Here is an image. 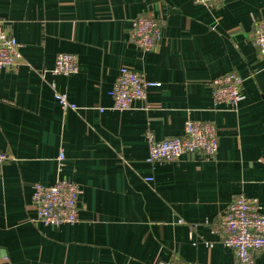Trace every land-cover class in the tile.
<instances>
[{"label":"crops","instance_id":"1","mask_svg":"<svg viewBox=\"0 0 264 264\" xmlns=\"http://www.w3.org/2000/svg\"><path fill=\"white\" fill-rule=\"evenodd\" d=\"M146 15L162 25L148 52L129 36ZM259 21L264 0H0L21 53L0 69V151L15 159L0 169V264H236L212 229L237 196L264 207ZM61 53L77 57L76 74L52 73ZM122 68L161 84L148 90V108L112 110ZM229 73L243 80L234 111L212 99V81ZM57 94L78 110L63 111ZM189 119L215 125V158L148 163L146 133L180 137ZM58 180L81 193L79 222L57 228L38 222L33 194Z\"/></svg>","mask_w":264,"mask_h":264},{"label":"built area","instance_id":"2","mask_svg":"<svg viewBox=\"0 0 264 264\" xmlns=\"http://www.w3.org/2000/svg\"><path fill=\"white\" fill-rule=\"evenodd\" d=\"M210 7L220 5L226 0H195ZM131 41L144 51H152L162 41V25L153 15L133 19L129 31ZM254 45L264 58V21L255 25ZM21 59L19 43L9 35L4 24L0 23V69H10L18 65ZM78 72L77 57L61 53L56 58L52 71L55 75H74ZM242 78L236 73H229L214 79L211 83L212 99L215 107L236 110L242 101ZM160 83L147 81L143 75L128 68H122L113 89L110 92L112 110L125 111L137 101L148 108V90L160 87ZM56 98L63 111L78 110L67 95L57 94ZM149 147L147 162L150 164L173 163L186 155L201 154L207 159H214L219 141L217 129L212 123L189 119L185 122L184 133L180 137L158 140L153 133H146ZM60 167L64 154L59 155ZM14 157L0 151V169ZM152 182V178L146 179ZM80 188L76 183L58 180L50 187L36 185L33 203L37 209L38 222L45 226L61 227L79 222ZM182 223V222H181ZM210 224V221H205ZM212 234H217L220 243L235 253L236 264H255V256L264 251V207L257 199L244 195L237 196L225 210L220 221L213 226ZM212 245V244H210ZM159 264H189L180 259H173Z\"/></svg>","mask_w":264,"mask_h":264}]
</instances>
